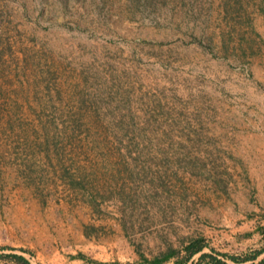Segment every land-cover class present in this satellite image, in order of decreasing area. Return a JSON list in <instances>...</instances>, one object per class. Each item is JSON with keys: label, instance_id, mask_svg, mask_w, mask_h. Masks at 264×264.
I'll return each instance as SVG.
<instances>
[{"label": "rangeland", "instance_id": "rangeland-1", "mask_svg": "<svg viewBox=\"0 0 264 264\" xmlns=\"http://www.w3.org/2000/svg\"><path fill=\"white\" fill-rule=\"evenodd\" d=\"M262 248L264 0H0V264Z\"/></svg>", "mask_w": 264, "mask_h": 264}, {"label": "trees", "instance_id": "trees-1", "mask_svg": "<svg viewBox=\"0 0 264 264\" xmlns=\"http://www.w3.org/2000/svg\"><path fill=\"white\" fill-rule=\"evenodd\" d=\"M192 248L189 250L188 252V256L187 258H191L195 253H198L201 251L202 249V246L197 244L196 241H193L192 242ZM264 251V249H259V250H256L254 252H252L251 255H248V256H245V257H238V256H230V258L235 261V262H244V261H247V260H253L255 259L260 253H262ZM10 257H13L16 259V263L17 264H30L29 260L27 258H25L24 256L20 255V254H10ZM205 257H210L211 259H213V262H211V264H217V263H220V264H226L224 261H221V260H218L216 258H213L211 256V254L209 253H206V252H202L199 256H198V260H201ZM215 260V262H214ZM160 259H153L151 261H149V263L151 264H158L160 263ZM218 261V262H217Z\"/></svg>", "mask_w": 264, "mask_h": 264}]
</instances>
